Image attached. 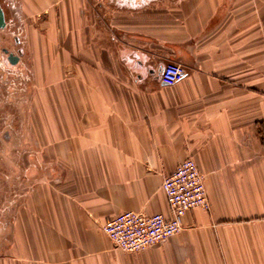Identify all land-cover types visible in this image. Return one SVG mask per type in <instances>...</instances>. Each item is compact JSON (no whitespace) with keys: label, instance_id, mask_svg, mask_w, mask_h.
Returning a JSON list of instances; mask_svg holds the SVG:
<instances>
[{"label":"crops","instance_id":"1","mask_svg":"<svg viewBox=\"0 0 264 264\" xmlns=\"http://www.w3.org/2000/svg\"><path fill=\"white\" fill-rule=\"evenodd\" d=\"M21 2L58 264H264V0ZM168 62L187 70L173 85ZM189 158L210 208L162 243L115 248L105 221L170 216L162 182Z\"/></svg>","mask_w":264,"mask_h":264},{"label":"rangeland","instance_id":"2","mask_svg":"<svg viewBox=\"0 0 264 264\" xmlns=\"http://www.w3.org/2000/svg\"><path fill=\"white\" fill-rule=\"evenodd\" d=\"M0 3L7 21L0 28V264H58L55 258L63 245L55 230L44 227L42 203L47 191L56 189L55 177L50 175L57 166L42 162L38 141L42 134L32 127L30 112L37 94L24 53L28 22L21 0ZM4 48L22 55L20 62L10 64Z\"/></svg>","mask_w":264,"mask_h":264},{"label":"built area","instance_id":"3","mask_svg":"<svg viewBox=\"0 0 264 264\" xmlns=\"http://www.w3.org/2000/svg\"><path fill=\"white\" fill-rule=\"evenodd\" d=\"M103 4L104 0H93ZM187 74L180 63H166L161 70L165 85H173ZM170 216L163 213L151 215L128 210L114 215L102 226L113 246L127 252H136L163 242L181 231L184 214L193 208H210L204 176L195 160L189 158L178 164L174 172L162 182Z\"/></svg>","mask_w":264,"mask_h":264},{"label":"water","instance_id":"4","mask_svg":"<svg viewBox=\"0 0 264 264\" xmlns=\"http://www.w3.org/2000/svg\"><path fill=\"white\" fill-rule=\"evenodd\" d=\"M7 26L6 19H5V13L2 5L0 4V28H5ZM3 52L8 53V60L10 64L15 65L17 64L19 60V55L9 53L6 48L3 49ZM22 51H19V54H21Z\"/></svg>","mask_w":264,"mask_h":264},{"label":"bare ground","instance_id":"5","mask_svg":"<svg viewBox=\"0 0 264 264\" xmlns=\"http://www.w3.org/2000/svg\"><path fill=\"white\" fill-rule=\"evenodd\" d=\"M1 4V3H0ZM3 7V6H2ZM4 13H5V11H4ZM6 23H7V21H6ZM162 243V242H161Z\"/></svg>","mask_w":264,"mask_h":264}]
</instances>
